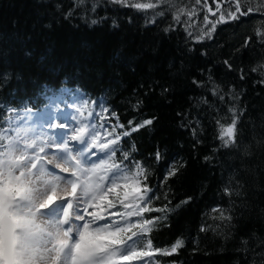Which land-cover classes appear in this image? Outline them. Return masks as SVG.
I'll return each instance as SVG.
<instances>
[{
  "label": "trees",
  "instance_id": "obj_1",
  "mask_svg": "<svg viewBox=\"0 0 264 264\" xmlns=\"http://www.w3.org/2000/svg\"><path fill=\"white\" fill-rule=\"evenodd\" d=\"M135 2L153 7L134 9L98 0L93 12L92 0L75 7L74 0H0V105L40 110L50 96L69 89L102 110L113 134L119 136V147L130 151L128 140L135 143L137 151L132 155L147 168L148 180L141 185L154 189L157 197L150 202L142 199L143 207L136 212L142 227H135V232L144 229L153 248L168 249L177 238L184 240L176 254L154 253L156 264H264V84L259 82L264 46L256 42L242 47L245 37L255 40L258 31L264 32V15L255 11L264 4L249 0L252 14L239 20L225 15L227 22H218L235 4L229 0ZM162 7L166 13L179 14L183 27L167 14L150 23L151 13ZM175 8L183 12L176 13ZM213 24L211 39L205 35L197 42ZM170 25L176 30L165 31ZM253 67L256 73L250 71ZM240 69L247 73L244 80L239 78ZM194 79L205 87H197ZM210 79L225 94V103L231 99L228 93L239 97L236 108L244 110L239 152L216 150L212 123L216 113L199 102L207 98L224 114L220 102L209 94ZM197 117L204 129L200 143L185 125ZM152 118L151 125L130 138L120 136L128 130V121L134 127ZM117 122L124 127L113 128ZM157 149L164 154L159 163L152 156ZM244 149L247 155H242ZM120 156L116 152L119 162ZM170 164L175 174L166 178ZM230 182L239 196L224 194ZM110 200L123 215L125 204L116 194ZM218 208L230 209L231 227L216 219Z\"/></svg>",
  "mask_w": 264,
  "mask_h": 264
},
{
  "label": "snow or ice",
  "instance_id": "obj_2",
  "mask_svg": "<svg viewBox=\"0 0 264 264\" xmlns=\"http://www.w3.org/2000/svg\"><path fill=\"white\" fill-rule=\"evenodd\" d=\"M108 2L134 9L153 7L152 4H140L135 0L131 4L128 0ZM164 2L165 0H161V3ZM199 2L200 0H193V3ZM77 3L84 4L85 0H74V7ZM97 3L98 0H92L91 11L95 12ZM229 3L235 4V7L231 11L226 9L219 16L218 22H227L225 15L231 20H239L253 13V5L249 0H229ZM261 3L264 4V0ZM255 11L264 15V8H256ZM175 12L182 13L183 10L175 8ZM166 14L171 16L176 25L183 27L181 16L171 11L166 13L163 7L151 13L149 22L155 23L157 17L163 18ZM67 15L71 16L72 12L69 11ZM204 19L207 20V17ZM92 23L97 21L93 20ZM169 30L176 29L170 25L165 31ZM212 31H215V24L197 42L205 35L211 39ZM186 35L191 37L192 34L186 32ZM256 42L264 46V32L258 31L255 40L252 36L245 37L242 47L248 48ZM224 64L229 71L232 70V65L227 60ZM250 71L256 73L258 70L253 67ZM259 72V82L264 84V65H261ZM246 75L245 70L240 69L239 78L244 80ZM193 84L205 87L203 82L195 79ZM207 87L209 94L216 97L224 110L221 115V108L210 105L207 98L199 101L216 113L212 117V123L216 125V150L241 151L244 110L236 108L238 95L228 93L231 99L225 103V94L217 91L218 86H214L211 79ZM139 104L137 102L134 107L138 108ZM0 111L3 113L0 114V264H123L134 258H147L150 261L154 253L171 256L184 247V240L177 238L168 249L153 248L152 239L143 235L144 229L140 233L132 232L125 239L122 234L131 231V228L114 224L104 214L108 207H115L113 200L108 198L109 194H116V199L120 203L124 202L120 200L117 191L121 188V181H125L123 187L127 188V181L130 179L136 180L138 185L148 180L144 163L132 155L137 149L131 139L128 140L130 151L118 146L119 136L111 141L101 140L103 126H96L99 117H94L89 124L80 122L77 125L74 123V116L61 113L59 117L49 116L44 123L36 124L33 117H38V114L27 106L21 112L19 109L0 105ZM112 115L115 116L116 113L113 111ZM57 119L63 122L57 124ZM200 119L197 117L192 121H185L187 130L192 133L196 143L201 142L198 137L204 132ZM153 120L154 118L145 119L134 127L133 121H128V130L120 136L130 138L133 132L151 125ZM115 127L123 128L124 125L117 122L113 128ZM57 128L64 130L55 131ZM103 135L112 133L105 128ZM92 148H97L98 151L92 152ZM116 152L121 154L120 165H115L110 175L99 177L93 182L92 176L104 168L106 161L113 158ZM247 154V149H244L242 155ZM163 155L159 149L152 154L157 163ZM174 167L173 164L169 165L166 178L175 174ZM230 185L231 182L225 186L224 194L228 197L239 196L240 193L235 192ZM137 191L141 189L138 187ZM142 191L144 195L140 198L146 202L157 198L155 190L147 184ZM123 195L127 199L128 193L124 192ZM190 199L191 197L187 198L183 203ZM215 210L219 211L216 219L224 221L226 227H231L230 209ZM225 212L229 215H225ZM100 221L104 223L101 224ZM144 223L149 224L150 221L145 220ZM200 231H205V225H201Z\"/></svg>",
  "mask_w": 264,
  "mask_h": 264
},
{
  "label": "rangeland",
  "instance_id": "obj_3",
  "mask_svg": "<svg viewBox=\"0 0 264 264\" xmlns=\"http://www.w3.org/2000/svg\"><path fill=\"white\" fill-rule=\"evenodd\" d=\"M58 106V107H57ZM32 110V109H31ZM33 112L38 114V117H33V120L36 124L44 123V121L49 116L59 117L61 113H67L75 117V124H80L83 122L85 124H89L92 122L94 117H99L97 122V127H101V140L111 141L115 139L116 135L112 132V127L109 126V123L106 120V116H103L101 113L102 110L97 109L96 105L92 103L86 96L80 94L78 92L71 91L69 89H64L63 91L50 96L49 102L45 107L40 110H32ZM22 112V111H21ZM63 122L62 120L57 119L55 123L59 124ZM107 129L108 132L112 133V135L104 136V129ZM64 129L57 128L55 131H63ZM75 143V142H73ZM99 143V141H98ZM92 152H97V148H92ZM96 157H93L95 159ZM115 165H120V162L116 160L115 156L106 161V165L104 168H101L97 171L95 175L92 176L93 182H95L99 177L108 176L114 170ZM59 171V170H57ZM121 188L117 191L119 192L123 203L125 204L124 213H121L117 210L116 207H108L107 211L104 213L106 218L111 220L114 224H119L122 227L131 228V231H126L123 233V237L126 239L128 236L132 235V232H135V227H142V224L136 218V212L141 211L142 199L140 197L143 196V187L141 182L139 185L136 180H128V187H123L125 181H121ZM140 188L141 191H137V188ZM124 192L128 193L127 199L124 198ZM115 194H109V199ZM106 203V202H105ZM90 211L92 209H89ZM101 224L104 221H100ZM135 238V237H134ZM123 264H156L154 258L149 261L147 258L145 260L132 259L129 261H124Z\"/></svg>",
  "mask_w": 264,
  "mask_h": 264
},
{
  "label": "water",
  "instance_id": "obj_4",
  "mask_svg": "<svg viewBox=\"0 0 264 264\" xmlns=\"http://www.w3.org/2000/svg\"><path fill=\"white\" fill-rule=\"evenodd\" d=\"M207 1V0H206ZM224 2H227V0H223ZM225 20L227 21V18H225Z\"/></svg>",
  "mask_w": 264,
  "mask_h": 264
},
{
  "label": "flooded vegetation",
  "instance_id": "obj_5",
  "mask_svg": "<svg viewBox=\"0 0 264 264\" xmlns=\"http://www.w3.org/2000/svg\"><path fill=\"white\" fill-rule=\"evenodd\" d=\"M222 6V4H220V6L219 7H221Z\"/></svg>",
  "mask_w": 264,
  "mask_h": 264
}]
</instances>
